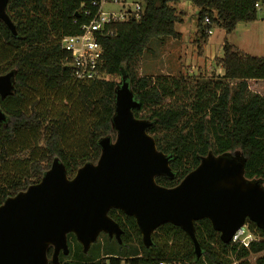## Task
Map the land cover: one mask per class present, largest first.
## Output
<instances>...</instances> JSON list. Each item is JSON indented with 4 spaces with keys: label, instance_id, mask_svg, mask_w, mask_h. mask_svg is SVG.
Wrapping results in <instances>:
<instances>
[{
    "label": "trees",
    "instance_id": "1",
    "mask_svg": "<svg viewBox=\"0 0 264 264\" xmlns=\"http://www.w3.org/2000/svg\"><path fill=\"white\" fill-rule=\"evenodd\" d=\"M182 0H146L145 14L139 21L109 25L112 36L102 39L106 78L75 82L67 63L69 53L62 48L65 36L81 32L87 17L82 11L86 0H10L7 12L16 25L17 36L0 21V75L16 73V88L2 98L0 107L7 120L0 122V205L10 196L41 180L55 157L66 165L68 175L87 162H97L101 154L99 140L115 138L112 118L118 81L123 74L140 102L136 117L154 125L148 132L154 136L159 150L172 154L175 176H158L157 182L174 187L200 163L209 152L239 154L245 159V174L264 181V96L253 92L249 80L264 79V57L245 53L236 45L223 44V57L218 60L223 75L202 80L189 87L186 77L140 76L136 70L152 38L180 37L176 22L181 21L173 4ZM200 8L195 40L199 50L209 42L206 30L215 26L232 33L241 21L258 17L256 3L264 0H189ZM88 5V3H87ZM206 18L210 22L206 23ZM40 89L60 95L59 100L76 97L90 119L85 128L83 151L72 152L65 146V135L74 133L75 121L63 111L57 118L45 98L31 99L29 92ZM182 97V98H181ZM42 103V105H41ZM51 116V117H50ZM66 116V117H65ZM84 131V130H83ZM72 137L74 136L71 135ZM81 140L73 139L74 146ZM109 215L123 229L118 252L104 256L87 254L74 234L68 235L69 254H60V264H252L253 254H260L255 264H264V230L253 221L246 224L262 239L249 248L224 243L208 219L195 223L196 235L203 254L197 259L194 244L179 226L164 224L153 232V245L147 248L136 220L124 212L111 209ZM136 244L138 246H136ZM205 251V252H204ZM53 248L48 250L51 258Z\"/></svg>",
    "mask_w": 264,
    "mask_h": 264
},
{
    "label": "water",
    "instance_id": "2",
    "mask_svg": "<svg viewBox=\"0 0 264 264\" xmlns=\"http://www.w3.org/2000/svg\"><path fill=\"white\" fill-rule=\"evenodd\" d=\"M9 1L0 0V21L17 36L7 12ZM15 88V71L0 75L2 98ZM139 107L129 76L123 74L112 118L116 136L99 140L97 162L85 163L70 177L65 163L55 157L39 182L0 205V264H60V254H69L71 233L85 254L101 233L122 244L123 229L110 217L111 209L135 218L147 248L160 226L181 227L197 259L203 254L197 221L208 219L224 243H230L247 220L264 230V181L246 177L245 159L239 154L209 152L176 186L159 184L158 176H175L173 155L158 149L148 132L154 122L136 117L134 109ZM6 120L0 107V122Z\"/></svg>",
    "mask_w": 264,
    "mask_h": 264
},
{
    "label": "rangeland",
    "instance_id": "3",
    "mask_svg": "<svg viewBox=\"0 0 264 264\" xmlns=\"http://www.w3.org/2000/svg\"><path fill=\"white\" fill-rule=\"evenodd\" d=\"M173 5L181 16V21L176 22L175 26L180 33V37L163 36L152 38L136 65V70L140 76H153L154 79H161L168 75L182 76L189 80V87L196 86L204 79L221 76L218 73L222 72L218 70V60L220 59L218 56H223V44L226 40L239 47L245 53L264 57V10L258 11V17L255 21L239 22L235 30L230 34H227L223 27H213V34L210 35L208 42L211 46L207 44L206 48L209 56L215 54V58L212 62H209L207 57H203L202 50H199L195 42L200 8L189 0H182ZM118 8V5H108L105 10ZM249 87L253 92H258L264 96V79L250 81ZM39 94L45 98L43 105L49 104L57 118L63 119L64 111L70 120L75 121L74 133L71 132L65 135V146L71 148V151L75 153L83 151L86 148L83 141L85 140V128L90 119L88 120V115L78 99L74 97L71 101L67 99L61 101L59 100L60 95L49 93L43 89L38 92H29L30 98L34 100H41ZM73 134L74 136L72 137L71 135ZM73 139L81 140L80 144L77 143L74 146L72 143ZM116 242L115 238L111 239L106 233H101L97 242L92 244L90 255L96 253L98 256H104L105 251L117 253ZM136 246L138 245L136 244ZM260 254L251 255L249 258L250 262L255 264V260ZM122 264L127 263L123 261Z\"/></svg>",
    "mask_w": 264,
    "mask_h": 264
},
{
    "label": "built area",
    "instance_id": "4",
    "mask_svg": "<svg viewBox=\"0 0 264 264\" xmlns=\"http://www.w3.org/2000/svg\"><path fill=\"white\" fill-rule=\"evenodd\" d=\"M88 3V5H87ZM108 5H118V9L105 10ZM259 10H264V2L256 3ZM146 0H86L82 5V11L87 21L82 25L81 32L76 35L65 36L62 41V48L66 50L70 59L67 66L70 68L72 79L75 82L90 83L106 78L102 71L104 63V48L102 39L114 34L109 25L120 22L139 21L145 14ZM209 23V18H206ZM209 35L213 29L206 30ZM262 237L249 228L248 224L243 225L232 236L231 242L238 247L249 248L252 242L260 241ZM63 264H96L87 263H63ZM106 264H110L109 261ZM159 264H175L169 261H162ZM233 264H237L234 261Z\"/></svg>",
    "mask_w": 264,
    "mask_h": 264
},
{
    "label": "crops",
    "instance_id": "5",
    "mask_svg": "<svg viewBox=\"0 0 264 264\" xmlns=\"http://www.w3.org/2000/svg\"><path fill=\"white\" fill-rule=\"evenodd\" d=\"M208 44H209L208 46H211L210 43H208ZM206 47H207V45H206ZM206 47L204 48V51H203V57H207L209 62H212L214 60V58H215V54H212L211 56H209V54L207 53V48ZM218 57L222 58L223 56H218ZM218 68H219L218 69L219 71H222V72H218V73L220 75H223V73H224L223 68L221 66H219ZM250 81H259V80H249V82Z\"/></svg>",
    "mask_w": 264,
    "mask_h": 264
},
{
    "label": "bare ground",
    "instance_id": "6",
    "mask_svg": "<svg viewBox=\"0 0 264 264\" xmlns=\"http://www.w3.org/2000/svg\"><path fill=\"white\" fill-rule=\"evenodd\" d=\"M205 252V251H204Z\"/></svg>",
    "mask_w": 264,
    "mask_h": 264
}]
</instances>
